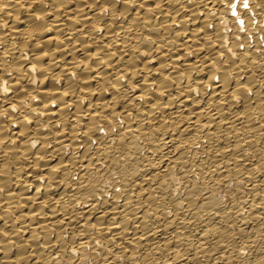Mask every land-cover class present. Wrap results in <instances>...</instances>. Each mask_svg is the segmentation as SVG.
<instances>
[{
	"label": "bare ground",
	"instance_id": "6f19581e",
	"mask_svg": "<svg viewBox=\"0 0 264 264\" xmlns=\"http://www.w3.org/2000/svg\"><path fill=\"white\" fill-rule=\"evenodd\" d=\"M0 264H264V0H0Z\"/></svg>",
	"mask_w": 264,
	"mask_h": 264
},
{
	"label": "snow or ice",
	"instance_id": "6c2138e0",
	"mask_svg": "<svg viewBox=\"0 0 264 264\" xmlns=\"http://www.w3.org/2000/svg\"><path fill=\"white\" fill-rule=\"evenodd\" d=\"M244 6H245V8H246V7L248 6V5H247V3H245V5H244Z\"/></svg>",
	"mask_w": 264,
	"mask_h": 264
}]
</instances>
